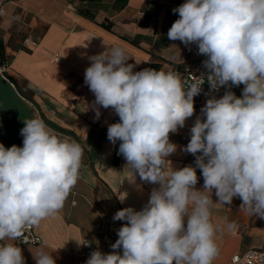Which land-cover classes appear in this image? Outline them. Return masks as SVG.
Returning a JSON list of instances; mask_svg holds the SVG:
<instances>
[{
	"label": "clouds",
	"instance_id": "1",
	"mask_svg": "<svg viewBox=\"0 0 264 264\" xmlns=\"http://www.w3.org/2000/svg\"><path fill=\"white\" fill-rule=\"evenodd\" d=\"M173 12L179 18L168 39L195 44L206 57L207 71L196 79L155 68L134 71L121 46L89 57L84 83L94 94L96 118L101 108L119 117L108 125L107 139L119 141L129 182L139 177L156 187L141 210L114 214L125 223L112 251L96 249L86 264H213L220 254L215 205L239 198L241 210L264 219V0H185ZM205 81L214 91L243 85L242 95L227 90L206 100L183 148L195 157L194 166L175 168L169 157L178 146L170 134L193 117ZM23 122L22 147L0 143V264H26L16 242L27 243L28 229L57 216L80 179L81 146L39 116ZM197 169L202 188L196 187ZM118 198L123 203L127 193ZM236 228L227 223L229 231ZM33 258L56 264L43 250Z\"/></svg>",
	"mask_w": 264,
	"mask_h": 264
},
{
	"label": "crops",
	"instance_id": "2",
	"mask_svg": "<svg viewBox=\"0 0 264 264\" xmlns=\"http://www.w3.org/2000/svg\"><path fill=\"white\" fill-rule=\"evenodd\" d=\"M184 2L0 0V38L7 56L0 67V143L6 148L22 147L23 120L39 116L83 150L80 179L63 209L33 227L42 242L19 244L26 264H35L33 255L40 250L52 254L56 264H85L80 252L86 241L94 250L111 252L117 230L125 223L114 220V214L126 207L139 211L147 203L156 185L139 177L134 184L129 182L132 172L118 154L119 141L113 145L107 139L108 125L119 117L111 109L101 108L96 118L91 107L95 97L84 83V73L90 56L107 53L113 46L126 49L131 58L128 63L136 64L134 71H172L181 62L197 58L195 44L185 46L167 37L179 18L173 9ZM243 87L234 86L236 96L242 95ZM194 108L185 127L170 134L178 146L169 157L175 168H182L190 155L183 148L201 115V109ZM197 175L196 187L202 188L199 169ZM125 193L127 198L121 203L118 197ZM212 198L217 199L214 193ZM240 205L241 200L234 198L231 205L212 208L220 248L213 264H231L233 254L249 248L264 249V219L250 216ZM232 221L237 228L229 231L227 223Z\"/></svg>",
	"mask_w": 264,
	"mask_h": 264
},
{
	"label": "built area",
	"instance_id": "3",
	"mask_svg": "<svg viewBox=\"0 0 264 264\" xmlns=\"http://www.w3.org/2000/svg\"><path fill=\"white\" fill-rule=\"evenodd\" d=\"M155 2L157 4L171 2V0H146ZM206 59L205 56L199 55L195 59L185 60L181 62L179 65L175 66L172 71L177 72L181 75V78L187 81H192L200 76L202 73H206V69L203 67L202 62ZM197 76V77H196ZM227 90H231L234 92V86L230 89L226 87H221L218 91H214L210 89L207 81L202 85L201 93L194 98V105L196 108L201 109L206 100L211 98V96H215L216 98H220L223 96L224 92ZM195 157L190 154L188 159L185 161L184 166L192 165ZM25 239L27 243L19 242L16 243L21 245H36L42 242L41 237L37 235L33 228H30L25 233ZM93 246L89 241H86L83 244L80 255L82 256L84 263L86 264L87 259L89 258L91 252H93ZM231 264H264V249L262 248H249L241 253H235L231 256L230 259Z\"/></svg>",
	"mask_w": 264,
	"mask_h": 264
},
{
	"label": "trees",
	"instance_id": "4",
	"mask_svg": "<svg viewBox=\"0 0 264 264\" xmlns=\"http://www.w3.org/2000/svg\"><path fill=\"white\" fill-rule=\"evenodd\" d=\"M6 61H7V56L5 55L4 44L0 38V67L5 65Z\"/></svg>",
	"mask_w": 264,
	"mask_h": 264
}]
</instances>
